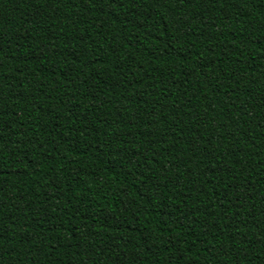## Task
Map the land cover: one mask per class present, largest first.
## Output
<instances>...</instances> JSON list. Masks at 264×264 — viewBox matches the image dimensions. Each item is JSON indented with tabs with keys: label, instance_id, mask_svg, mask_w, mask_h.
I'll use <instances>...</instances> for the list:
<instances>
[{
	"label": "trees",
	"instance_id": "16d2710c",
	"mask_svg": "<svg viewBox=\"0 0 264 264\" xmlns=\"http://www.w3.org/2000/svg\"><path fill=\"white\" fill-rule=\"evenodd\" d=\"M0 264H264V0H0Z\"/></svg>",
	"mask_w": 264,
	"mask_h": 264
}]
</instances>
